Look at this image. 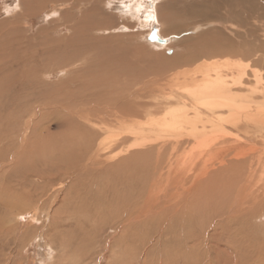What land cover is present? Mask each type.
Masks as SVG:
<instances>
[{"label": "rangeland", "instance_id": "1", "mask_svg": "<svg viewBox=\"0 0 264 264\" xmlns=\"http://www.w3.org/2000/svg\"><path fill=\"white\" fill-rule=\"evenodd\" d=\"M128 1L0 0V185L13 195L11 212L0 204V223L8 225V230L0 231V264H72L73 260L80 264H264V210H250L241 218H231L225 202L205 206L200 214H196L197 209L185 213L174 205L175 200L184 198L180 191L184 173L200 165L193 154L197 150L191 151L190 145L172 153L169 174L165 162L170 150H163L164 164L160 158L157 166L158 171L165 166L160 181L158 173L152 175L154 156L148 163L146 154L141 155L146 162L140 161L137 173L124 170L123 175L115 174V179L114 174L106 178L94 174L88 182L89 191L82 188L78 177L60 181L62 176L56 170L64 163H58L57 156L50 157L48 152L60 148L62 134L75 124L63 125L57 120L78 111L92 114L107 104L109 88L117 85L115 81L107 86L102 82L107 72H121L120 79L140 74L144 80L134 87L143 91V100L150 101V97L158 99L178 90L166 80L169 76H180L186 69L215 60L191 62L196 52L205 53L210 47L207 45L227 50L230 59H237L250 46L252 61L261 54V0H158L160 26L149 35L143 34L145 30L136 20L121 13ZM16 3L18 10H6ZM33 5L37 6L35 10ZM50 11L56 12L54 18L44 17ZM118 90L114 88L111 95ZM27 115L41 118L44 128H37L34 134L32 131L31 136L39 137L45 149H31L14 161L10 154L20 141L18 127ZM124 119L129 124L136 121L140 127L145 125L143 116ZM118 127L112 120L108 130L99 134L95 129V143ZM45 136L49 145L43 142ZM133 139L103 156L115 155ZM251 147L248 143L235 151ZM137 183L142 186L140 194L134 189ZM148 185L155 187L152 194ZM21 205L35 210L38 220L30 219V213L18 216L16 210ZM136 208L141 218L137 224H129ZM145 211L152 216L143 217ZM41 232L51 245L38 236Z\"/></svg>", "mask_w": 264, "mask_h": 264}, {"label": "bare ground", "instance_id": "2", "mask_svg": "<svg viewBox=\"0 0 264 264\" xmlns=\"http://www.w3.org/2000/svg\"><path fill=\"white\" fill-rule=\"evenodd\" d=\"M107 1L110 3V0ZM209 1L210 0H203L202 2ZM211 1L214 3L213 0ZM261 1L264 4V0ZM159 2L158 0H151L148 2L146 0H129L127 4H123L124 9L121 10V13L136 20V23L145 30L143 34L147 32V35H149L150 32L155 33L158 26H160ZM18 4L19 3H16L14 7L8 6L6 10L11 12V10L20 8ZM35 7L37 6H34V10ZM53 10L55 9L53 8ZM56 11L58 12V10ZM54 13L56 12L50 11L45 12V15H43L49 18L53 16L52 14ZM160 33L164 38H167V35H163L161 31ZM157 40L159 42L165 41L159 37ZM207 46L210 47H208L205 53L196 52L191 62L195 63L200 59H203V61L218 59V61L213 60L210 63L202 62L197 67L186 69L179 74L180 76H169L170 78L168 77L166 80L170 81V84L176 86L178 90H172L168 95L158 99L154 97L152 99V97H150V101L149 98L148 100H143L141 93L143 91H141L139 87H134L136 83L144 80L141 78L140 74H136V76L133 77L132 75L130 77L126 76L121 79V72L118 74L115 72H107L104 74V77H101V79L105 80L102 82H105L104 84L106 86L108 83L115 81L117 85L114 88H119L118 91L111 95L114 90L111 86L112 89L109 88L110 95L108 98L102 94V98L106 97L108 99L107 104H103L104 106L99 107L96 111L93 110L95 114H92L94 115L78 111L74 112L75 114H70L65 117L61 116V118L57 120V123H62L63 125L65 123L75 124L74 127L68 130L65 129L66 131L62 134L61 141L64 140L58 146L60 148L56 146V148H54L55 150L48 152L50 157L57 156L58 163H64L63 167L58 166L56 170L62 176L60 181H62V179L65 180L78 177V180L82 181V188L89 191L91 186L88 182H91L94 174H99V176L102 175L105 178L109 176V174H114L115 179L117 178L116 175L120 173L123 175L124 170H130L132 174L133 172L137 173L140 166L139 164H141L140 161L143 160V162H146L144 158H141L142 154H146L148 160L154 156L152 160L154 159L156 164L155 169L152 171V175L158 173L157 178L160 181L163 175L162 170L165 166V172H168V174L171 172L170 157L172 153L180 147H184V145H190L191 151L194 152L197 150V153L195 152L193 154L199 160L200 165L184 173L182 177L183 186L180 190L184 198L182 200L177 199L178 201L175 200V206L181 208L185 213H192L197 209L196 214H200L202 212L201 209L205 206L207 208L214 202H220L221 204L225 202L227 204V215H231V218H239V216L241 218V216L245 213L247 214L250 210L254 212H257L255 211L257 209L264 210V41L261 54L254 61L250 59L249 55V52L253 49L251 46L248 48L247 52L237 56L238 60L230 59L227 50H218L211 46V44ZM107 88L105 89L107 90ZM106 98L104 100H106ZM100 101L102 102V100ZM178 104L181 106L178 107ZM33 115H27L28 118L18 127L20 130V141H18L13 153L11 152L10 154L14 161L31 152V149H45L44 144L39 141V137L35 139L31 136V132L33 131L34 134V130L41 127L40 123L42 124L41 118H39V116L33 117ZM131 116L136 118L139 116L145 117V125L140 127V123L137 124L136 121H132V123L129 124L124 117L129 118ZM112 120L119 124L118 130L111 135L105 136L98 143H95V138L93 136L98 135V132L94 130H98L99 134L108 130ZM49 125L50 124H47L46 126L49 127ZM42 128H44V126L41 127V131ZM8 130L11 131L12 129L9 128ZM91 130L93 131L92 136L90 135ZM35 132H37V130ZM38 133L40 134V132ZM151 135L155 138L151 139ZM51 136L53 137V135ZM130 137L134 138V142L123 147L118 153L115 152V155L111 153V157L103 156L107 151L109 152L115 148H119L128 141ZM43 142L49 145L47 137ZM54 143L57 145L56 142ZM54 143H52V145ZM248 143L253 145L249 150L235 151L237 147H241ZM167 147H169L170 151L168 152L165 166L162 167L164 162L162 161L161 155L163 150ZM57 149H59V151H57ZM160 158L162 162L160 167H162V169L158 171L157 166ZM67 159H69V161H66ZM149 162L150 160L148 163ZM54 166L55 165H53V167ZM35 175L39 176L37 171ZM16 176L19 175L16 174ZM23 176L25 175H21L22 178ZM57 176L58 174L55 177ZM174 179H176V177ZM155 185H157V183H155ZM104 186L106 189L108 184L106 186L105 182ZM75 188H77V185ZM141 188V184L138 185V183L134 187L138 193ZM154 188V186L151 188L148 185L149 193L152 194ZM11 192L6 190V186L0 185V204L4 207L8 206L7 208L5 207L7 212L12 211V206L9 205L11 197L13 196ZM75 193L76 196H80L79 191H75ZM151 194L148 195V197L151 196ZM132 199L130 201H132ZM153 202L155 203V201ZM16 208L13 209L15 210ZM17 209L16 212L18 216L30 213V219L34 218V220H38L35 210H28L26 206L24 207L22 205ZM146 211L145 216L143 215L145 218H147V214L148 217L151 215ZM134 212L135 213L131 214V218L129 217L131 221L129 224H137L141 218L138 208H136ZM126 214L125 219L127 217ZM220 216L223 215L220 214ZM118 218L120 217L118 216ZM125 219L124 222L121 223H125ZM6 230H8V225L2 224L1 221L0 231L3 232ZM38 236L45 240L46 245H51V241L49 238L45 237L43 232ZM77 261L78 260H73L72 264H80V262Z\"/></svg>", "mask_w": 264, "mask_h": 264}, {"label": "water", "instance_id": "3", "mask_svg": "<svg viewBox=\"0 0 264 264\" xmlns=\"http://www.w3.org/2000/svg\"><path fill=\"white\" fill-rule=\"evenodd\" d=\"M158 39V37H156Z\"/></svg>", "mask_w": 264, "mask_h": 264}]
</instances>
